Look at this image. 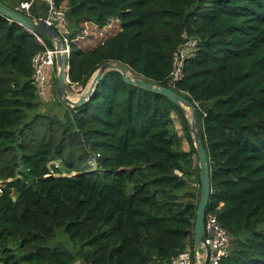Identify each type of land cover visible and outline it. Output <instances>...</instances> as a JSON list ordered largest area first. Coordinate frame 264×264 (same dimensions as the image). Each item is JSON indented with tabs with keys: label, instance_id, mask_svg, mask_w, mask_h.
Instances as JSON below:
<instances>
[{
	"label": "trees",
	"instance_id": "trees-1",
	"mask_svg": "<svg viewBox=\"0 0 264 264\" xmlns=\"http://www.w3.org/2000/svg\"><path fill=\"white\" fill-rule=\"evenodd\" d=\"M0 1L15 8L23 0ZM60 5L70 39L85 22L120 20L92 43L71 40L68 88L80 92L103 62L115 61L196 104L210 168L206 212L230 234L219 264H264V0ZM47 10L33 0V14ZM186 36L197 49L172 86V54ZM42 49L34 33L0 14V264H173L187 246L195 261L199 164L185 110L116 69L70 106L57 96L55 67L50 108L61 111L42 112L31 64ZM92 156L95 168L87 166Z\"/></svg>",
	"mask_w": 264,
	"mask_h": 264
},
{
	"label": "built area",
	"instance_id": "built-area-1",
	"mask_svg": "<svg viewBox=\"0 0 264 264\" xmlns=\"http://www.w3.org/2000/svg\"><path fill=\"white\" fill-rule=\"evenodd\" d=\"M48 5V10L45 15H35L31 11V4L33 0H23L15 7L21 12L31 16L36 21H41L45 25L56 30L63 38V47L61 52L69 56L70 42L78 41L87 38L88 41L93 39H100L105 37L110 30L118 29L120 26V20L117 17L109 16L103 25L98 28L95 24L85 22L81 34L70 39L66 35L68 20L65 16V8L60 5L57 6V0H44ZM89 29V33L87 32ZM116 29V30H117ZM115 30V31H116ZM96 33V34H95ZM38 42L43 46L42 50L35 52L31 58V64L33 68V81L37 88V92H43L46 88L48 76L53 74L56 65V48L47 47L40 37L35 34ZM197 38L193 36H186L182 41L181 45L172 54V67L168 74V83L172 86L175 85L182 77L185 60L195 54L197 49ZM68 63V58L66 64ZM69 79H67V83ZM53 162V161H52ZM95 158L89 157L87 160V166L90 168L96 167ZM204 229H205V240L204 246L199 248L204 250V258H207V264H219L221 258L226 254L227 247L230 243V234L224 227L218 222L216 214L212 211H205L204 215ZM199 249H195V261H192L190 248L187 246L178 256L173 260V264H195L197 261L200 262L201 254L198 253Z\"/></svg>",
	"mask_w": 264,
	"mask_h": 264
},
{
	"label": "water",
	"instance_id": "water-1",
	"mask_svg": "<svg viewBox=\"0 0 264 264\" xmlns=\"http://www.w3.org/2000/svg\"><path fill=\"white\" fill-rule=\"evenodd\" d=\"M0 14L9 20L17 22L30 32L37 35H43L53 41V44L57 50L55 54L57 65L56 93L64 104H68L70 106H79L86 102L91 96L92 92L95 90L96 84L102 78L103 74L108 70L116 69L120 71L122 77L127 82L144 87L151 92L160 93L184 110L185 108L190 109L191 118L188 119V129L193 139V144L197 153L200 180L199 199L196 206V215L194 220L193 245L195 249L203 247L205 240L203 220L209 200L211 184L207 153L196 129V104H194L192 101L182 96L181 94L175 92L171 87L154 84L152 81L146 80L140 76H132L130 74V70L125 64L115 61L103 62L98 67V69L94 71L84 89H82L77 99H75L69 96L66 90V83L68 79V65L66 64V60L69 56L63 54L60 51L63 47L62 36L56 30L45 25L43 22L36 21L31 16H28L20 10L12 8L2 3L1 1ZM202 264H207V258H204Z\"/></svg>",
	"mask_w": 264,
	"mask_h": 264
},
{
	"label": "rangeland",
	"instance_id": "rangeland-1",
	"mask_svg": "<svg viewBox=\"0 0 264 264\" xmlns=\"http://www.w3.org/2000/svg\"><path fill=\"white\" fill-rule=\"evenodd\" d=\"M116 29H117V28H116ZM116 29L110 30L109 33H105V32H104V34H111V33H113ZM87 32L89 33V29H87ZM95 34H96V33H95ZM92 42H93V41H88V43H92ZM130 74H131L132 76H137V75H135L134 73H132L131 71H130ZM56 76H57V73H56ZM75 88H76V86H75ZM72 89H73V88H68V87H67V83H66V90H67V93H68V95L71 96V97H75V96H77V95L82 91V89H84V88H82L80 92H74ZM36 94L38 95V99H39V102L41 103V107H42V108H45V110L42 111V112H45V113H47V114H54V113L56 114V113H58L59 111H61V110L58 108V106H52V108H50V106H51L50 104L54 103V102L57 100L56 98H57L58 95L56 96L55 89H54V92H53L52 96L49 94L47 88H45L43 92H36ZM53 107H54V108H53ZM185 113H186L188 119H190V118H191V112H190V109H189V108H185ZM172 117H173L174 126L176 127L177 132H178L179 134H181V132H182V131H181V127H180L181 125H180L179 121H178L177 118H176V114L173 113V114H172ZM183 148H184V149H188V148H189V144H188V142H187L186 140L183 141ZM193 157H194V161H197L196 154H194ZM53 162H54V163H57V161H53ZM193 186H194L195 190H197V183L193 184ZM81 262H82L83 264H85L82 260H81ZM195 264H200V262L197 261Z\"/></svg>",
	"mask_w": 264,
	"mask_h": 264
},
{
	"label": "crops",
	"instance_id": "crops-1",
	"mask_svg": "<svg viewBox=\"0 0 264 264\" xmlns=\"http://www.w3.org/2000/svg\"><path fill=\"white\" fill-rule=\"evenodd\" d=\"M46 88L48 89L49 94L52 96V94H53V92H54V87H53V75H52V74H50V75L48 76V81H47ZM78 95H79V94H78ZM78 95L75 96V97H73V98L77 99ZM198 251H199L198 253L201 254V256H200V257H201V258H200V264H202V262H203V260H204V250H203V249H199ZM75 264H83V263H82L81 261L77 260V261L75 262Z\"/></svg>",
	"mask_w": 264,
	"mask_h": 264
}]
</instances>
